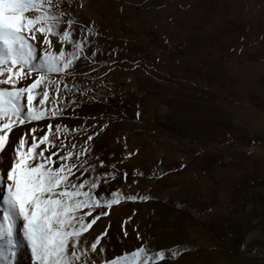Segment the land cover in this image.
I'll list each match as a JSON object with an SVG mask.
<instances>
[{
    "label": "rangeland",
    "instance_id": "obj_1",
    "mask_svg": "<svg viewBox=\"0 0 264 264\" xmlns=\"http://www.w3.org/2000/svg\"><path fill=\"white\" fill-rule=\"evenodd\" d=\"M63 3L65 20L99 34L91 37L98 55L76 62L79 90L64 103L96 119L87 134L75 131L85 121L68 118L71 109L51 122L68 128L60 139L77 150L99 133L89 142L97 173L100 160L134 153L118 164L127 185L121 173L111 190L150 197L105 209L85 235L107 228L109 259L146 243L165 250L159 264H264V0ZM46 123L19 126L10 140ZM134 170L143 173L137 183Z\"/></svg>",
    "mask_w": 264,
    "mask_h": 264
},
{
    "label": "snow or ice",
    "instance_id": "obj_2",
    "mask_svg": "<svg viewBox=\"0 0 264 264\" xmlns=\"http://www.w3.org/2000/svg\"><path fill=\"white\" fill-rule=\"evenodd\" d=\"M68 7L63 0H0V264H159L165 250L152 251L145 243L109 259L108 229L91 241L85 235L109 215L105 209L150 197L111 190L121 173L127 185L129 173L118 164L134 153L117 162L100 160L103 171L97 173L90 164L89 142L99 133L87 135L77 150L60 139L68 128L51 122L64 119L71 109L68 118L85 121L75 131L87 134V120L96 119L76 113L72 105L80 107L77 102L64 103L65 94L79 90L76 62L94 60L99 53L91 39L99 34L74 17L65 20ZM40 121L47 123L32 126L15 143L10 140L15 128ZM131 175L137 183L143 173ZM135 239L142 240L138 231ZM170 251L172 258L180 255Z\"/></svg>",
    "mask_w": 264,
    "mask_h": 264
}]
</instances>
